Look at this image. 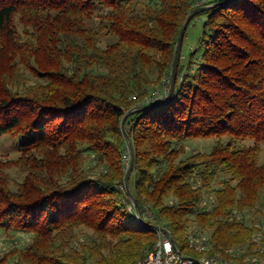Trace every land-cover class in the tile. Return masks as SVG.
Listing matches in <instances>:
<instances>
[{"label":"trees","instance_id":"obj_1","mask_svg":"<svg viewBox=\"0 0 264 264\" xmlns=\"http://www.w3.org/2000/svg\"><path fill=\"white\" fill-rule=\"evenodd\" d=\"M214 2L185 50L187 25L167 99L196 0H0V137L17 152L0 155V228L15 239L0 264H139L157 225L195 264H264L247 219L264 215V0ZM197 138L217 141L190 151Z\"/></svg>","mask_w":264,"mask_h":264},{"label":"rangeland","instance_id":"obj_2","mask_svg":"<svg viewBox=\"0 0 264 264\" xmlns=\"http://www.w3.org/2000/svg\"><path fill=\"white\" fill-rule=\"evenodd\" d=\"M204 16H197L192 23L190 24L187 34L185 37V43H184V48L185 50L187 47H191V45L196 44L197 37L199 33L201 32L202 24H203ZM217 138H197L193 140H188V146L190 148V151H208L210 150L213 145L216 143ZM15 140L11 139L9 136H1L0 137V155H10V156H16L17 152L15 150ZM126 158V157H125ZM215 199L214 194H210L207 200V203L209 202V205H212L211 203ZM248 220L249 221H258L259 222V228L261 230L256 234V241H259L261 243V238H263L264 234V215H262L261 212H255L252 211L249 213ZM191 234L197 235V234H202L204 239H208V232H204L201 230L196 229L195 227L191 228ZM11 236L10 233L6 232L2 228H0V256H2L6 250H9L12 248V241L15 239L11 240L9 237ZM28 235L23 236V240H20L18 246L22 247L27 243L28 240ZM260 247H263L262 244H259ZM248 250L247 246H243L242 248L235 250L234 252L237 251V253H245ZM256 260V259H255ZM229 262V261H226ZM232 263V262H229ZM234 264V262L232 263Z\"/></svg>","mask_w":264,"mask_h":264},{"label":"built area","instance_id":"obj_3","mask_svg":"<svg viewBox=\"0 0 264 264\" xmlns=\"http://www.w3.org/2000/svg\"><path fill=\"white\" fill-rule=\"evenodd\" d=\"M218 1V0H215ZM214 2V0H196V6L201 7ZM126 162H130V155L127 154ZM148 215L151 216V213L148 212ZM209 240L204 239L202 234L190 235V244L196 246L200 251H205L209 248ZM19 243V242H18ZM179 252L173 244L171 236L166 233H161V238L156 244L154 251H152L148 258L139 264H195V261L191 258H183L179 263ZM203 264H232L226 261H223L219 257L207 256L203 259Z\"/></svg>","mask_w":264,"mask_h":264},{"label":"water","instance_id":"obj_4","mask_svg":"<svg viewBox=\"0 0 264 264\" xmlns=\"http://www.w3.org/2000/svg\"><path fill=\"white\" fill-rule=\"evenodd\" d=\"M219 3V2H218ZM218 3H212V4H208V5H205V6H201V7H197V8H195L193 11H191L190 13V15L188 16V18H187V20L185 21V23H184V25H182L183 27H182V30H181V33H180V37H178V46H177V51H175L176 52V57H175V61H174V66H173V73H172V76H171V82H170V86H169V89H167V91H168V93H167V96H166V98L168 99L169 97H171V95L173 94V92H174V90L173 89H175V85H176V79H177V73H178V67H179V63H180V59H181V54H182V48H183V42H184V37H185V33H186V30H187V28H188V26L187 25H189L190 24V21H191V19H192V17L196 14V13H198L199 11H201L202 12V10H207V9H210V8H212V7H215L216 5H218ZM149 107H151V106H149V105H145V106H142V107H140V108H136V109H134V110H131L129 113H131V112H133V111H137V110H141V109H145V108H149ZM126 117H127V115L125 116V117H123L124 119H123V121H122V131L124 132V134H125V137L127 138V140H128V144H129V146H130V155H131V158H130V162H129V165H128V168H126L127 169V172H126V176H125V185H126V189H127V191H128V195H130L131 196V198L134 200V202H135V204H136V207H138L139 206V204H138V202L136 201V199H135V197H134V195H132V191H131V189H130V186H129V180H130V176H131V174H132V171H133V167H134V164H135V153H134V148H133V144L131 143V139H130V136H129V134H128V132L126 131V128H125V121H126ZM138 211H139V214H140V217L142 218V213H141V209H140V207H138ZM156 228L157 229H159V232L161 231V232H166V233H168L170 236H171V239H172V241H173V244L175 243L174 242V239H173V236H172V233L171 232H169L170 230H168L166 227H163V226H156ZM175 245V247L177 248V246H176V244H174ZM177 251L179 252V260H178V263L184 258V257H182L183 255L181 254V252L178 250V248H177Z\"/></svg>","mask_w":264,"mask_h":264}]
</instances>
